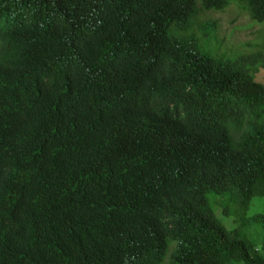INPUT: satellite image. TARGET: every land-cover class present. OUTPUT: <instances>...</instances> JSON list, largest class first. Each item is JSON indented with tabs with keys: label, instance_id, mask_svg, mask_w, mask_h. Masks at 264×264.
I'll use <instances>...</instances> for the list:
<instances>
[{
	"label": "trees",
	"instance_id": "16d2710c",
	"mask_svg": "<svg viewBox=\"0 0 264 264\" xmlns=\"http://www.w3.org/2000/svg\"><path fill=\"white\" fill-rule=\"evenodd\" d=\"M230 3L264 21V0H0V264H264V34L211 52L196 18Z\"/></svg>",
	"mask_w": 264,
	"mask_h": 264
},
{
	"label": "rangeland",
	"instance_id": "374dc122",
	"mask_svg": "<svg viewBox=\"0 0 264 264\" xmlns=\"http://www.w3.org/2000/svg\"><path fill=\"white\" fill-rule=\"evenodd\" d=\"M196 18L198 21L205 19L216 20L215 33L218 40L213 39L211 42L209 41V47L205 49L211 52L216 51L218 46L219 49H225L224 51L229 53L244 50L249 42L257 40L264 34V21L251 20L233 3H230L221 10H210L206 13H201ZM254 78L264 82V68L258 69L254 74ZM257 200H252L248 208L249 212L263 208V206H260V202H256ZM215 212L217 214L220 213L218 207ZM227 221L233 224L230 216L227 217Z\"/></svg>",
	"mask_w": 264,
	"mask_h": 264
}]
</instances>
